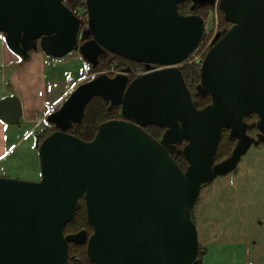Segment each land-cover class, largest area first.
I'll list each match as a JSON object with an SVG mask.
<instances>
[{
	"label": "water",
	"instance_id": "obj_1",
	"mask_svg": "<svg viewBox=\"0 0 264 264\" xmlns=\"http://www.w3.org/2000/svg\"><path fill=\"white\" fill-rule=\"evenodd\" d=\"M186 0H86L88 26L65 0H0V31L23 60L40 48L63 58L79 50L93 70L108 51L166 66L130 79L128 69L78 84L47 116L56 130L37 137L41 178L0 177V264H68L70 242H87L97 264H195L200 251L193 210L203 186L233 171L264 142V0H219L232 25L201 63L198 108L182 72L202 42L205 19L184 14ZM192 10L216 0H192ZM83 38H89L81 42ZM101 95L124 118L99 124L92 140L69 132ZM257 113V122L246 116ZM17 95L0 98V119L18 124ZM165 127L160 139L144 126ZM257 126L258 138L248 134ZM238 141L216 162L223 129ZM181 144V146H180ZM189 161L184 170L174 158ZM84 196L93 227L65 233Z\"/></svg>",
	"mask_w": 264,
	"mask_h": 264
},
{
	"label": "rangeland",
	"instance_id": "obj_2",
	"mask_svg": "<svg viewBox=\"0 0 264 264\" xmlns=\"http://www.w3.org/2000/svg\"><path fill=\"white\" fill-rule=\"evenodd\" d=\"M211 11H215V7H211L209 13ZM216 15L218 25L215 30L220 32V9ZM208 24L212 25L210 19ZM210 37L189 62H197L196 56L206 55ZM1 40L0 74L5 77V84L0 93L17 95L24 111L19 124L7 125L9 151L7 154L4 151L1 158L0 177L38 181L41 164L35 132L47 124L48 110L69 96L81 82L100 73L117 74L121 68L104 69L100 65L93 71L78 51L66 55L61 62H55V57L41 48L33 51L23 64L10 66L7 64L10 58L16 60L17 57L7 47L5 49L0 35ZM193 214L201 219L198 221L201 242L209 249L204 264H264V226L259 223L261 219L264 221V143L252 145L235 170L205 185ZM211 218L220 223L214 225L217 232H221L217 237L211 233V221L208 220ZM250 238H256L258 244H253ZM243 242L246 245H241Z\"/></svg>",
	"mask_w": 264,
	"mask_h": 264
},
{
	"label": "trees",
	"instance_id": "obj_3",
	"mask_svg": "<svg viewBox=\"0 0 264 264\" xmlns=\"http://www.w3.org/2000/svg\"><path fill=\"white\" fill-rule=\"evenodd\" d=\"M79 2L80 1L69 0L66 1V4L71 9H73V7L77 5ZM192 5H193L192 0H186L180 2L179 11L184 14L197 12L205 18L207 17L211 7H213L211 4L200 5L197 7L195 11H193ZM220 15H221L222 30H225L229 28L232 25V23L225 18L224 11L222 9H220ZM129 64L136 67L140 65V62L116 54L111 51H108L106 54H103L101 56L100 65L104 69L111 68L112 66H116L117 68H122ZM88 65L89 68L91 69V64L88 63ZM181 67L188 88L192 92L198 108H202L207 104H209L212 101L211 94L210 93L201 94L197 91V85L200 82L201 63L187 61ZM109 74L111 76H114L116 73H109ZM251 116L253 115L251 114ZM114 118H124L122 115L121 106H111L110 101H106L101 95H97L94 96L88 102L85 108V113L82 121L75 122L72 125V127L69 129V132L74 135H77L83 140L89 141L95 137L100 123L108 119H114ZM20 122L21 121H19L18 124ZM144 127L150 134H152L157 139H160L165 131V127L156 124H150ZM54 130H56V126L53 123H49L47 121V124L45 126H42L35 132V136L39 137V139H43L46 135L53 132ZM235 145H236V138L230 136L229 128H224L216 152V162H219L230 156ZM174 158L184 170L187 169L189 165V161L183 154L175 153ZM82 229H86L88 234H91L93 232V227L87 220V205L84 196H81L79 199V208L77 210L76 215L71 221H69L66 224L65 233L66 234L76 233ZM68 264H97V263L91 261L90 258L88 257L86 242L85 243L70 242Z\"/></svg>",
	"mask_w": 264,
	"mask_h": 264
},
{
	"label": "flooded vegetation",
	"instance_id": "obj_4",
	"mask_svg": "<svg viewBox=\"0 0 264 264\" xmlns=\"http://www.w3.org/2000/svg\"><path fill=\"white\" fill-rule=\"evenodd\" d=\"M0 35H1V39H2V37H3V43H4V47H5V49H6V47H7V49L8 50H10L14 55H16V60H15V58H13V57H11L10 59V62L9 63H7V64H9L10 66H16V65H21V64H23L24 63V61L25 60H23V58H22V56L21 55H18V54H16L15 52H13L8 46H7V44H6V41H5V34L3 33V32H1L0 31ZM87 39H89V38H83L82 39V41L81 42H84L85 40H87ZM0 42H2V40L0 41ZM75 51H78L79 52V50H75ZM32 53H33V50H31L30 51V54L32 55ZM31 55H30V57H31ZM15 60V61H14ZM132 64V63H131ZM7 66V65H6ZM164 67H166V66H163V65H159V64H154V63H140V65H138V66H133V65H127V66H124V67H122L121 69H120V71L119 72H125L127 69H128V75H129V77H130V79L132 80V79H134L135 77H137V76H139V75H141V74H144V73H147V72H149V71H154V70H159V69H162V68H164ZM6 96H8V95H6ZM1 97H5V94L3 95V96H1ZM194 97V96H193ZM66 98V97H65ZM64 100V99H63ZM61 101V102H59L58 104H55L54 106H52L49 110H48V114L49 113H51L52 111H54V110H57L61 105H62V103L64 102V101ZM23 111H24V108H23ZM251 114L254 116H251ZM251 114H248L247 116H246V121L249 123V124H252V123H254V122H257L258 120H259V116H258V114L257 113H251ZM230 132H231V129H230ZM248 134L251 136V137H253V138H258V135H259V133H260V131H259V129L257 128V126H255V127H253V128H251V129H248ZM42 139H39V141H41ZM237 139H236V143H237ZM262 143H264V142H261L260 144H262ZM260 144H258V145H260ZM252 145H255V144H252ZM251 145V146H252ZM181 146V145H180ZM243 157V156H242ZM242 159V158H241ZM237 168V167H236ZM235 168V169H236ZM234 169V170H235ZM214 181V180H213ZM213 181L211 182V183H213ZM211 183H209V184H211ZM208 185V184H207ZM204 187V186H203ZM203 189V188H202ZM200 198V197H199ZM193 212H194V210H193ZM202 216V215H201ZM193 217H194V220H195V222H196V224H197V226H198V221H200L201 219H197V217L195 216V214H193ZM202 219H203V217H202ZM207 220V219H206ZM209 220V222L211 221V233H212V235H214L215 234V237H217L218 236V234L219 233H221V232H217V230H216V226L214 227V225L216 224V225H220V223H219V221H218V219L216 220V219H208ZM259 223L261 224V226H264V221L261 219V220H259ZM226 227H228V225H226ZM248 230V229H247ZM198 231H199V242H200V251H199V254H198V256H197V260H196V263L195 264H204V257L206 256V254H208V252H209V249L207 248V246H206V244L205 243H202L201 242V234H200V227H198ZM225 231H227V228H225ZM93 233V232H92ZM91 233V234H92ZM91 234H88L89 236L91 235ZM249 234V230H248V232H247V235ZM253 234V233H252ZM220 235V234H219ZM222 235V234H221ZM209 236V235H208ZM248 238L249 237H247V240H248ZM251 239V238H250ZM257 239L256 238H252L251 239V242L253 243V244H255V243H257ZM87 243V242H86ZM251 244V243H250ZM258 244V243H257ZM241 245H246V243L245 242H243V244H241ZM255 256V255H254ZM256 257V256H255Z\"/></svg>",
	"mask_w": 264,
	"mask_h": 264
},
{
	"label": "built area",
	"instance_id": "obj_5",
	"mask_svg": "<svg viewBox=\"0 0 264 264\" xmlns=\"http://www.w3.org/2000/svg\"><path fill=\"white\" fill-rule=\"evenodd\" d=\"M69 1V0H65ZM72 1H80L77 5H75L72 9V11L74 12V14L76 16H78L80 18V20L82 21V27L85 28L88 26V21H89V13H88V9H87V3L86 0H72ZM215 7V11H211L209 13V15L205 18V31H204V36L202 39L201 44L199 45L197 51L194 53L193 56H195L200 48L202 47L204 41L206 40V38L211 35L210 40L207 44V48L205 51L209 50L211 48V46L213 45L215 38L217 36V34L219 33L218 30H215L217 28L218 25V17L216 15V13L218 12L219 8V0H216V4L213 6ZM215 12V13H213ZM209 19L212 21V25L209 26ZM204 57H200V56H196L195 60L199 63H202ZM62 59L61 58H55V62H61Z\"/></svg>",
	"mask_w": 264,
	"mask_h": 264
},
{
	"label": "crops",
	"instance_id": "obj_6",
	"mask_svg": "<svg viewBox=\"0 0 264 264\" xmlns=\"http://www.w3.org/2000/svg\"><path fill=\"white\" fill-rule=\"evenodd\" d=\"M4 84H5V77L2 76V74H0V91H3L2 89L4 88ZM5 92V91H4ZM4 93H0V98L1 96H3ZM7 123H5L3 120L0 119V161L1 158L3 157V155L8 153V149H9V145L7 144L8 140V127H7ZM16 143L12 144V147L15 145ZM4 151H6V153L4 154Z\"/></svg>",
	"mask_w": 264,
	"mask_h": 264
}]
</instances>
